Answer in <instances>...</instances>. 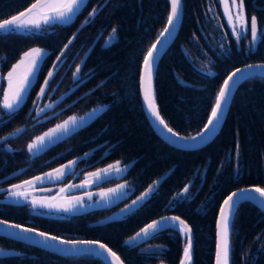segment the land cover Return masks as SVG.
<instances>
[{
  "label": "trees",
  "instance_id": "16d2710c",
  "mask_svg": "<svg viewBox=\"0 0 264 264\" xmlns=\"http://www.w3.org/2000/svg\"><path fill=\"white\" fill-rule=\"evenodd\" d=\"M36 1L0 0V22ZM182 2L181 25L157 65L154 94L168 126L189 136L204 126L228 73L243 64L264 62V41H258L255 50L249 52V33L238 40L231 35L219 0ZM209 4L219 18V29L206 17ZM244 7L248 21L256 16L258 28L264 26V0H244ZM94 8H98L97 13L85 22ZM168 13L167 0H87L67 25L51 23L41 30L0 32V113L5 74L30 48L48 51L20 109L0 124V137L23 129L19 136L0 142V189L68 161H75L73 171L55 184L79 182L86 173L120 161L130 165L123 175L97 180L92 188L122 182L132 187L126 197L111 206L65 215L33 210L29 203L3 201L0 193L1 219L67 239L101 241L124 264H180L183 239L172 230L137 244L125 243L151 221L178 216L192 230L191 264H213L215 221L223 198L245 186L264 189V78H249L239 85L220 131L205 147L180 150L162 141L143 112L139 73L143 57L164 28ZM113 28L118 39L105 47ZM213 29L225 48L215 43L217 36L210 35ZM67 43L62 59L53 67ZM77 65L81 66L82 83H74ZM49 70L54 72L40 101H51L52 107L38 115V93ZM105 105L108 110L66 138L34 156L27 152V144L48 128ZM158 179V195L121 218H111L114 211ZM185 184L191 199L170 205ZM232 220L231 264H264V214L250 202H242ZM0 248L13 251L0 255V264H103L90 255L59 256L3 236ZM149 248L151 253L145 251Z\"/></svg>",
  "mask_w": 264,
  "mask_h": 264
},
{
  "label": "snow or ice",
  "instance_id": "6c2138e0",
  "mask_svg": "<svg viewBox=\"0 0 264 264\" xmlns=\"http://www.w3.org/2000/svg\"><path fill=\"white\" fill-rule=\"evenodd\" d=\"M87 0H46V2L41 3L40 0H37L36 4L31 6V10H35L38 7L40 11L37 13L36 17L24 20V13H21L19 17H12L11 19H6L0 23V32L12 34L20 29H26L31 31V29H40L42 25H48L50 23H57L61 25H67L73 21V19L80 13L81 9L86 5ZM171 11L167 16V24L165 28L158 34L156 37V42L151 45L147 50V54L143 57V70L140 74V88L143 94V100L147 106V110L150 115L158 122L160 126H163L169 134L177 139H182L185 142L196 141L197 138H201L202 135H206L211 131L212 127L219 120V116L223 107L224 102L227 99L231 85L234 83L238 75H241L242 80L248 78L264 77V63L262 64H248L243 68H236L233 72L229 73L227 78L224 79L223 85L219 88L218 93L215 96V103L211 109V115L207 118V123L204 124V127L200 129L194 136L180 138L177 133H174L171 128L167 126L165 121L161 118L160 113L157 108L155 95H154V72L156 70V52L162 43V38H165L169 33L171 28L180 20V9L182 5V0H170ZM232 7L235 9V17L233 18L231 12L228 14L229 25L233 26V35L237 37L244 36V31H241L244 27L242 21L245 19V7L244 0H233ZM98 11V8H94L90 13L89 17H86L85 22H87L91 17H93ZM117 29L113 28L112 32L109 34V37L106 39L105 47L111 46L114 42L117 41L116 36ZM75 38V34L73 39ZM258 41H264V26L258 28V20L256 16L251 17V44L248 49L249 52H252L256 48ZM72 41L70 40L69 43ZM68 44H65L64 48H68ZM63 52V49L61 50ZM45 50L41 48H32L30 51L24 52L23 58L20 61V64L25 65L24 72L22 75H17V68L19 65H13L12 70L7 74V80L9 84V92L4 93V99L2 104L3 112L0 113V124L6 123L5 117L9 120L17 113L22 105V101L25 99V93L29 90V84L33 76H36L37 71L40 67L41 61L44 57ZM62 59L61 56H57L56 61L53 62V67L56 66L57 62ZM80 65H77L76 72L73 73L74 83L83 82L80 80L79 71ZM255 70V71H254ZM53 71L49 70L48 76L45 78L44 85L41 86L38 96H43L45 94V87L47 86L49 79L52 77ZM90 76V74H88ZM14 76L16 79L14 81ZM2 79V78H0ZM181 84H184V81H179ZM35 104V101H34ZM52 104H45L42 108L37 107V114L45 112L47 109L51 108ZM107 105L97 107L87 113L82 117H69L64 120L62 123L57 124L54 128L49 129L47 132L43 133L40 136L35 137L30 143L27 144V152L31 155L42 152L46 149L50 143L55 142L59 139L61 135L67 136L70 133H74L79 128L87 125L89 122L93 121L103 112L108 110ZM23 131L22 128H17L14 130L12 135L19 136ZM6 137H0V140H4ZM11 151L9 147L7 149ZM87 155V154H85ZM75 163V161H68L66 165H62L59 169H55V177L61 175H67L68 169ZM130 165L121 166L120 161H116L113 164L106 166L103 169H99L96 172L89 173L90 177L93 179H85L83 183L79 186L70 185V187H84L85 185L92 184L97 180H104L107 177H110L114 174H120L125 172ZM53 178V173H47L44 176H37L31 181H26L25 184H35L38 181H43L45 178ZM160 183V179L155 180L150 184L143 192L140 193L136 199L131 201V204H125L124 208L120 210L121 213H125L126 210L136 209L137 205L143 206L149 199L154 198L155 195H158L156 186ZM23 185H13L8 190L9 197L12 198H21L23 200H28L29 194L25 191H20V188ZM126 190H132V187L127 183L118 184L115 188H110L107 191H101L99 196L104 201H110L113 196H116L118 193L125 192ZM61 192L64 189H60ZM189 185L185 184L184 188L180 193L174 195L173 200L171 201L172 206L179 201L186 199H191V196L188 195ZM259 194V200L261 202V208L264 209V189L255 188V189H240L237 192H233L229 195L223 202L219 210V218L216 221V244H215V264H229L230 261V235L232 232V223L233 216L238 210L239 203L242 201L251 200L250 197L242 195L240 200L237 201L238 194ZM86 195L91 199L92 193H86ZM255 197H257L255 195ZM258 198V197H257ZM32 209L42 208L48 210H54L56 212H70L77 207L83 208L85 206L84 200L80 196H74L70 199H65L63 201H57L56 197L50 199H36L32 198L31 201ZM133 211V210H132ZM131 211V212H132ZM0 225H4L8 228L18 229L20 232L32 233L35 236L39 237L43 242H54L55 244L66 246L62 251L73 254H89L97 256L92 250L98 249L106 257L107 264H110L108 261V256L114 257L116 260H119V257L115 252H113L107 245L100 243L99 241H89V240H67L62 239L58 236L49 235L45 232H38L34 228L22 227L18 224H7L6 221L0 220ZM172 230L179 235H181L185 240V246L183 248V258L180 260V264H191L192 261V248H193V236L192 230L188 224L180 219L178 216H162L158 220H153L151 223L145 225L138 232H136L132 237H130L126 244L132 245L131 242L137 241L138 238H148L155 236L156 234L164 231ZM145 251L151 253L152 248L146 249ZM107 253V255H105Z\"/></svg>",
  "mask_w": 264,
  "mask_h": 264
},
{
  "label": "water",
  "instance_id": "95a60500",
  "mask_svg": "<svg viewBox=\"0 0 264 264\" xmlns=\"http://www.w3.org/2000/svg\"><path fill=\"white\" fill-rule=\"evenodd\" d=\"M41 3H44L46 2V0H40ZM168 2V5H169V13L168 15L170 14V11H171V3H170V0H167ZM36 2H34L33 4H36ZM32 4V5H33ZM31 5V6H32ZM31 6H29L27 9H25L24 11L20 12L19 14L15 15L16 17H19L21 13H24L25 15L28 14L29 12L31 11H37L39 12L40 11V8L38 7L37 9L35 10H31ZM24 15V16H25ZM182 15H183V2H182V5H181V9H180V20H178L176 22V24L171 28L170 30V33L165 37V38H162V43L160 44L157 52H156V61H157V65L160 61V59L162 58V56L164 55V53L166 52V50L170 47V45L172 44V42L174 41V39L176 38L177 34H178V31H179V28H180V25H181V21H182ZM23 16V17H24ZM14 17V16H12ZM11 17V18H12ZM9 18V19H11ZM3 21H1L0 23H2ZM167 24V20H166V23H165V26ZM164 26V28H165ZM163 28V29H164ZM162 29V30H163ZM156 42V39L153 43ZM69 43V42H68ZM67 43V44H68ZM65 48L63 49V52H64ZM61 51L60 55H62L63 53ZM147 54V52H146ZM145 54V55H146ZM264 62H253V63H247V64H243L239 67H236V68H243L245 65H248V64H262ZM157 65H156V68H157ZM235 68V69H236ZM234 69V70H235ZM143 70V61H142V64H141V68H140V73H139V94H140V100H141V105H142V109H143V112L145 114V117L148 121V123L150 124L151 128L153 129V131L156 133V135L164 142H166L168 145L176 148V149H180V150H196V149H201L203 147H205L207 144H209L215 137L216 135L218 134V132L220 131L224 121H225V118L227 116V112H228V109L230 107V104H231V101H232V98L235 94V91L238 89L239 85L247 80H242L241 78V75H238V77L235 79L234 83L231 85L230 87V90H229V93H228V96H227V99L226 101L224 102L223 104V107H222V110H221V113H220V116H219V120L218 122L215 123V125L212 127L211 131H209L206 135H202L201 138H197L196 141H188V142H185L183 141L182 139H177V137H174L172 136L171 134H169L167 132V130L165 128H163V126H160L158 124L157 121H155V119L150 115L149 111L147 110V106L143 100V94H142V91H141V88H140V74ZM234 70H232L231 72H233ZM156 71V70H155ZM255 71V70H254ZM230 72V73H231ZM228 76V75H227ZM227 76L225 77V79L227 78ZM259 77V76H258ZM154 78H155V72H154ZM261 78H264V77H261ZM249 79V78H248ZM224 81V80H223ZM223 81L220 85V87L223 85ZM153 86H154V80H153ZM219 87V88H220ZM219 90V89H218ZM218 93V92H217ZM155 95V94H154ZM215 103V101H214ZM214 106V104H213ZM212 106V107H213ZM158 108V107H157ZM159 111V110H158ZM160 113V112H159ZM209 115H211V111L209 113ZM161 116V114H160ZM69 118V117H68ZM66 118V119H68ZM161 118L163 119V117L161 116ZM65 119V120H66ZM164 120V119H163ZM64 121V120H63ZM62 121V122H63ZM165 121V120H164ZM60 122V123H62ZM60 123H57V124H60ZM166 123V122H165ZM207 123V120L206 122ZM57 124H55L54 126L48 128L47 130H45L44 132H42L41 134L37 135V136H40L42 135L43 133L47 132L49 129H52L54 128ZM167 124V123H166ZM168 126V124H167ZM169 127V126H168ZM204 127V126H203ZM202 127V128H203ZM170 128V127H169ZM174 133H176L174 130H173ZM13 133V132H12ZM12 133L6 135V139L7 138H13L15 137V135H12ZM72 134V133H70ZM70 134H68L67 136H69ZM178 134V133H177ZM196 134H193V135H189V136H186V135H180L178 134V136L180 138H183V137H190V136H194ZM36 136V137H37ZM67 136L65 135H61L59 137L58 140H56L55 142L53 143H50L47 148L53 144H55L56 142L66 138ZM35 138V137H34ZM33 138V139H34ZM32 139V140H33ZM5 140V139H4ZM3 141V140H0V142ZM46 148V149H47ZM45 150V149H44ZM42 150V151H44ZM40 153V152H39ZM38 154V153H36ZM34 154V155H36ZM32 155V156H34ZM62 166V165H61ZM61 166L55 168V169H59ZM55 169H52V170H49L47 172H44L42 174H39L37 176H44L45 174L47 173H53L54 174V170ZM35 176V177H37ZM33 177V178H35ZM33 178H30V179H27V180H24L18 184L20 185H26L25 182L26 181H31L33 180ZM47 178V177H46ZM41 183V182H40ZM39 183H35V185H37ZM17 185V184H16ZM255 189V188H260L258 186H245V187H241V188H238V189H235L233 191H231L230 193H228L224 198L223 200L221 201L220 205H219V209H218V212H217V216H216V221L217 219L219 218V210H220V207L221 205L223 204L224 200L229 196L231 195L233 192H237L238 190L240 189ZM242 195H246L248 197L251 198V200H247V201H242V202H250L251 204H253L255 207H257L263 214H264V209L261 208V202H260V198H259V194H255L257 197H255L254 194L252 193H247V194H238V197H237V201L240 200V197ZM240 202V203H242ZM239 203V204H240ZM91 207H94V206H89L83 210H79V211H75V212H82V211H87L88 209H90ZM233 219V218H232ZM0 220H3V221H6L7 224H18V225H21L22 227H26V228H32V227H29V226H26V225H22V224H19V223H14V222H10V221H7V220H4V219H1ZM216 221H215V244H216ZM35 229V228H34ZM36 231L38 232H45V231H41V230H37L35 229ZM47 233V232H45ZM49 235H54V234H50L48 233ZM0 236H3V237H6V238H9V239H12V240H15V241H18L20 243H23V244H27V245H30V246H34V247H37V248H40L44 251H47V252H50V253H54L56 255H59V256H65V257H77V256H84V255H89V254H81V255H73V254H68L64 251H62V249H64L66 246H62V245H58V244H55L54 242H51V241H48V242H43L41 241V239L37 236H35L34 234L32 233H25V232H20L18 229H14V228H8V227H5L4 225H0ZM54 236H57V235H54ZM60 237V236H58ZM62 239H67V238H63V237H60ZM230 239H231V235H230ZM67 240H89V241H98V240H94V239H86V238H76V239H67ZM100 243H103L101 241H99ZM104 244V243H103ZM106 245V244H105ZM230 245H231V241H230ZM109 248V247H108ZM97 256L95 255H90L92 256L93 258L95 259H99L100 261L103 262V264H107L106 262V257L104 256V254L102 252H100V250L98 249H93L92 250ZM114 252V251H113ZM105 255H107V253H105ZM118 256V255H117ZM119 257V256H118ZM108 261L110 262V264H124L123 261L120 259L119 257V260H116L114 257H111V256H108ZM213 264H215V245H214V257H213ZM229 264H231V251H230V261H229Z\"/></svg>",
  "mask_w": 264,
  "mask_h": 264
},
{
  "label": "rangeland",
  "instance_id": "374dc122",
  "mask_svg": "<svg viewBox=\"0 0 264 264\" xmlns=\"http://www.w3.org/2000/svg\"><path fill=\"white\" fill-rule=\"evenodd\" d=\"M219 3H220V7H221V11H222V14H223V17L226 21V24L230 30V33L231 35L236 39L238 40L240 37H237L235 35H233V26L232 25H229V22H228V14H229V11L231 12L233 18L235 17V9L232 7V4H233V0H219ZM37 11H31L29 12L28 14H26L23 19L24 20H28L30 18H34L36 17L37 15ZM206 17L208 20H210V22L213 24V26L217 29L220 28V22H219V18L218 16L216 15L215 11H214V8L211 4L208 5V7L206 8ZM242 23L244 24V27L242 29H240L241 31H244L245 35L247 33H249V39L246 43V47L249 48L250 47V44H251V20H247L246 19V16H245V19L244 21H242ZM45 27V25H42L40 29H31V31H34V30H41ZM214 30V29H213ZM28 30L26 29H20L18 30V32H27ZM210 35L213 37V36H217L214 40H215V43L220 47V48H225L222 44H221V38L219 36V33L217 31H210ZM223 36V40L226 41L225 39V36ZM109 37V36H108ZM107 37V38H108ZM242 37V36H241ZM106 38V39H107ZM105 42L106 40L104 41V45H105ZM32 48H37V47H32ZM40 48V47H38ZM43 50H45L44 52V56L47 54V49L45 48H41ZM31 50V48H30ZM30 50H27V51H30ZM24 54V53H23ZM23 54L20 56V59L14 63L13 65H19V67L17 68V75H22L23 72H24V68H25V65L23 64H20V61L21 59L23 58ZM44 58V57H43ZM43 60V59H42ZM42 62V61H41ZM12 65V66H13ZM10 70H12V67L10 68ZM9 70V71H10ZM9 71L5 74L4 76V80H5V88H4V91H3V95H2V99H1V106L3 104V99H4V93L5 92H9L10 89H9V84H8V80H7V74L9 73ZM37 75V74H36ZM36 76H33L31 81H30V84L35 80ZM14 81L16 79V76H14ZM29 84V85H30ZM29 87V86H28ZM27 93H25V97H26ZM23 102V101H22ZM98 107H101V106H98ZM97 108V107H96ZM95 109V108H94ZM90 112V111H89ZM88 112V113H89ZM115 163V162H113ZM111 163V164H113ZM67 164V163H66ZM65 164V165H66ZM74 165L75 163L71 166V168L68 169V173L72 172L73 169H74ZM110 165V164H109ZM124 165H129V164H122L121 163V166L123 167ZM108 166V165H107ZM106 166L104 167H101L99 169H103L105 168ZM99 169H96V170H93L91 172H88L84 175L83 179L79 182H68L67 184H64V185H61V184H55L57 182H59L60 179H62L64 177V175H61L59 177H55V173L53 174V178H47V179H44L43 181L44 182H51L52 184H50L48 187H45L43 190H32V186H23L20 188V191H25L29 194V198L28 200H23L21 198H12V197H9L8 195V190L11 188V186L13 185H10L8 187H5V188H1V194H3V198L2 200L3 201H9V202H15V203H29L30 206H31V199L34 197L36 199H50L52 197H56L57 198V201H63L65 199H70L74 196H80L83 200H84V204L85 206L83 208H80V207H77L76 209L70 211V212H56L54 210H48V209H42V208H36V209H33V210H37V209H41V210H44L46 212H51L53 214H60V215H65V214H69L73 211H79V210H83L89 206H111L113 205L114 203H116L117 201H119L120 199L126 197L129 193L130 190H126L125 192H122V193H118L116 196H113L111 198L110 201H104L101 199V197L99 196V193L101 191H107L108 189L110 188H115V186H112V187H108V188H102V189H94L92 188V186L95 184L92 183V184H88V185H85L84 187H70V185H81L83 183V181L85 179H93V177H90L88 174L89 173H93V172H96L97 170ZM125 172L123 173H120V174H114L116 177H119L121 175H123ZM123 183H126V182H122V183H119V184H123ZM17 185H20V184H17ZM64 189L63 192L60 191V189ZM92 193V196H91V199H89V197L86 195V193ZM180 193V192H179ZM178 194V193H177ZM136 199V198H134ZM133 199V200H134ZM132 201V200H131ZM131 201L127 204H131ZM125 206V205H124ZM121 207L119 209H117L116 211H114L112 214H111V218H114V219H118V218H121L123 216H125L127 213H130L132 210L131 206H130V209L129 210H126L125 213H121L120 210L122 208ZM139 205H137L136 207H138ZM182 237V236H181ZM142 239H144L143 237L141 238H138L137 241H134V242H131L132 244H137L139 241H141ZM183 239V246L182 248H184L185 246V243H186V240L182 237ZM13 251L10 250V249H4V248H0V255H6V254H12ZM182 258H183V252H182ZM160 264H166V263H160Z\"/></svg>",
  "mask_w": 264,
  "mask_h": 264
},
{
  "label": "flooded vegetation",
  "instance_id": "af4514ba",
  "mask_svg": "<svg viewBox=\"0 0 264 264\" xmlns=\"http://www.w3.org/2000/svg\"><path fill=\"white\" fill-rule=\"evenodd\" d=\"M38 99H39V97H38ZM41 100V99H40ZM37 101V106L35 107V111H36V109H37V107H40V108H42L45 104H52V102L51 101H47V102H42V101ZM50 109V108H49ZM48 110V109H47ZM37 112V111H36ZM31 155V154H30ZM14 185V184H13ZM50 184L49 183H44V184H39V185H36V186H32V190H41V189H43V188H45V187H48Z\"/></svg>",
  "mask_w": 264,
  "mask_h": 264
},
{
  "label": "bare ground",
  "instance_id": "6f19581e",
  "mask_svg": "<svg viewBox=\"0 0 264 264\" xmlns=\"http://www.w3.org/2000/svg\"><path fill=\"white\" fill-rule=\"evenodd\" d=\"M239 67V66H238ZM234 70V69H233ZM229 74V73H228ZM236 92V91H235Z\"/></svg>",
  "mask_w": 264,
  "mask_h": 264
},
{
  "label": "crops",
  "instance_id": "0c3cea01",
  "mask_svg": "<svg viewBox=\"0 0 264 264\" xmlns=\"http://www.w3.org/2000/svg\"><path fill=\"white\" fill-rule=\"evenodd\" d=\"M32 49V48H31ZM30 50V49H29ZM27 52V51H26Z\"/></svg>",
  "mask_w": 264,
  "mask_h": 264
}]
</instances>
